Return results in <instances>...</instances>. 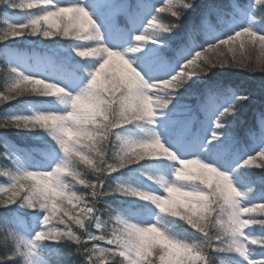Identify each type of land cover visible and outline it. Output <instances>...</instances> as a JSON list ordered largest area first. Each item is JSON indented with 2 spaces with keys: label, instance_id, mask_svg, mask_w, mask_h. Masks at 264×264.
<instances>
[{
  "label": "clouds",
  "instance_id": "obj_1",
  "mask_svg": "<svg viewBox=\"0 0 264 264\" xmlns=\"http://www.w3.org/2000/svg\"><path fill=\"white\" fill-rule=\"evenodd\" d=\"M108 2L0 0V264H264V109L181 100L264 76V0H212L177 49L199 0Z\"/></svg>",
  "mask_w": 264,
  "mask_h": 264
},
{
  "label": "trees",
  "instance_id": "obj_2",
  "mask_svg": "<svg viewBox=\"0 0 264 264\" xmlns=\"http://www.w3.org/2000/svg\"><path fill=\"white\" fill-rule=\"evenodd\" d=\"M133 2H135V0H133ZM210 2H212V0H199L197 10L185 18L181 29L176 34V38L172 45L173 49H177L179 45L184 42L185 33L189 25L193 21L198 20L200 13ZM94 7L102 18H111L114 11L113 6L108 0H94ZM116 36H119V32L116 33ZM169 54L171 55L172 53L170 52ZM228 84H231L234 88L251 91L253 93V97L250 101L246 102L245 110L236 118V122L238 127L241 120L245 122V126L254 124L256 112L260 109H264V76L259 74L250 76L247 73L237 70L216 69L203 81L191 83L186 92L181 94V100L188 104L195 105L197 103V98H202L207 89L216 85ZM199 115L198 113V116ZM9 136L18 143H30V141L25 140L22 135L9 133Z\"/></svg>",
  "mask_w": 264,
  "mask_h": 264
},
{
  "label": "snow or ice",
  "instance_id": "obj_3",
  "mask_svg": "<svg viewBox=\"0 0 264 264\" xmlns=\"http://www.w3.org/2000/svg\"><path fill=\"white\" fill-rule=\"evenodd\" d=\"M119 11L124 12L125 14H128V9H127V5H122L119 9ZM143 13V7L142 6H137V9L135 10V12L131 13L133 18H137L140 15H142Z\"/></svg>",
  "mask_w": 264,
  "mask_h": 264
}]
</instances>
